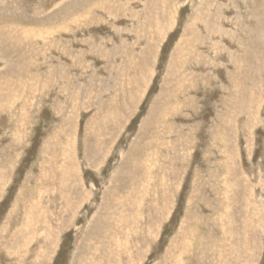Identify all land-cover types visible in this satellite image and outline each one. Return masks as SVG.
<instances>
[{
  "label": "rangeland",
  "instance_id": "1",
  "mask_svg": "<svg viewBox=\"0 0 264 264\" xmlns=\"http://www.w3.org/2000/svg\"><path fill=\"white\" fill-rule=\"evenodd\" d=\"M242 204L264 264V0H0V264H206Z\"/></svg>",
  "mask_w": 264,
  "mask_h": 264
},
{
  "label": "bare ground",
  "instance_id": "2",
  "mask_svg": "<svg viewBox=\"0 0 264 264\" xmlns=\"http://www.w3.org/2000/svg\"><path fill=\"white\" fill-rule=\"evenodd\" d=\"M224 190H223L224 197H223L222 202L220 204V208L221 207L225 208L224 206H227L226 212H229L228 207L231 208V212H232V208L234 209L233 199L229 198L228 189L224 188ZM220 192H221V190H220ZM247 194H250V193L248 192ZM239 197H240V195H239ZM235 203H236V201H235ZM236 206H237V203H236ZM246 209H248V208H245L243 205V211L244 212L242 213V215H243L242 218H240L241 217L240 216L238 219V222H239L238 226H236V224H234L235 222L231 221L229 223L227 229H225V226H221V221H219L220 226H217L218 228L214 229L215 232H216V230H220L221 234L219 235V237H217L218 234H215V232L213 231L214 226L213 227L206 226L205 230H204V234L202 233V235L200 234L199 230L195 231L194 234L196 237H195V239L193 238V242H192L193 247L190 246V248L192 247V249H193L192 252L194 253L195 250L202 249L201 253L200 252L199 253L202 255V258H204V257L206 258V261L208 262L206 264H233V261L235 258H236V264H240V259H239L240 257L238 256V254L239 253L242 254L245 251L243 248H245V247L249 248L250 247L251 241L253 240V235L254 236L257 235L259 230H260L259 229L260 227L258 226V224H257V226L253 225L254 220L251 219L253 217L250 218L251 215H250V213H247ZM237 210H238V207H237ZM224 212H223V214H224ZM231 212H230V214H232ZM230 214H229V216H230ZM245 215H248V216H246L247 219H246V217H244ZM252 215H254V214L252 213ZM225 216H227V215H225ZM208 218H210V217H208ZM258 222H259V220H258ZM249 224H252V226H250ZM206 229H209V230H208V233L205 234V231H207ZM109 238H111V237H109ZM227 239L231 240L233 247H231L227 250H223L222 244H223V242L225 244ZM212 242H213V244H212ZM12 246H13V244H12ZM239 246H242V251L240 250ZM185 251L189 253L188 248H186V250H185V248H183L182 252L184 253ZM205 251H206V254L204 253ZM208 257L210 259H208ZM230 261H232V263H229Z\"/></svg>",
  "mask_w": 264,
  "mask_h": 264
}]
</instances>
